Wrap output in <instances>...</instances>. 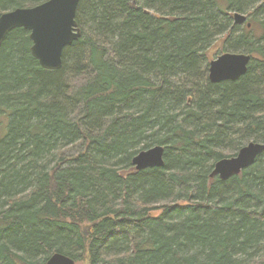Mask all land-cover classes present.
<instances>
[{
	"label": "trees",
	"instance_id": "1",
	"mask_svg": "<svg viewBox=\"0 0 264 264\" xmlns=\"http://www.w3.org/2000/svg\"><path fill=\"white\" fill-rule=\"evenodd\" d=\"M248 10L262 33L246 24L230 45L244 74L211 82V47ZM75 19L59 69L22 27L0 44V264H264V150L210 176L264 144V0H79ZM154 145L163 164L136 169Z\"/></svg>",
	"mask_w": 264,
	"mask_h": 264
},
{
	"label": "water",
	"instance_id": "2",
	"mask_svg": "<svg viewBox=\"0 0 264 264\" xmlns=\"http://www.w3.org/2000/svg\"><path fill=\"white\" fill-rule=\"evenodd\" d=\"M79 0H44L32 6L15 7L0 14V44L13 28L29 31L30 54L39 65L48 70L59 69L63 49L80 37V27L75 15ZM234 21L246 19L244 13L234 12ZM249 26V24H248ZM250 56L246 53H221L209 62L207 77L211 82L234 80L244 74ZM264 150V144L255 141L245 143L234 156L217 160L210 176L217 174L226 179L253 163ZM136 169L163 164V147L154 145L139 151L132 158ZM45 264H78L69 256L54 252Z\"/></svg>",
	"mask_w": 264,
	"mask_h": 264
},
{
	"label": "rangeland",
	"instance_id": "3",
	"mask_svg": "<svg viewBox=\"0 0 264 264\" xmlns=\"http://www.w3.org/2000/svg\"><path fill=\"white\" fill-rule=\"evenodd\" d=\"M221 5H223V3L221 2ZM31 6V5H30ZM249 12H245L244 15L246 16V20L245 22L239 24V23H236L234 21V19H231L232 22H231V28L233 31V33L230 35V36H234L233 38H230L228 40H223V38L221 37H218L216 40L217 42L211 47L210 49V52H209V60L205 61V64H207V69H208V66H209V62L213 59H215L216 57H218L221 53H226V52H233V53H246V51L244 50H233V49H230V45L233 44V40H235V36H237L239 34V32L242 30V27L246 25L247 22L251 23L252 24V28L250 30H247V32H251L252 35H260V33H262L261 29L259 28L260 26L254 22L253 20V16H251L250 12L251 10H248ZM233 12L230 11V15L232 16L233 18ZM258 13L256 14L255 13V16H257ZM229 36V37H230ZM219 51V53H218ZM207 73V71H206ZM70 112V111H69ZM78 111H74L73 113H71V116L72 117H75L77 115ZM247 143V142H246ZM81 148V141H78L75 145H68V149H63V152L65 154H72L75 153L77 150H79ZM230 150V149H229ZM228 149H223V152L224 154H227V152H229ZM182 204H185L184 202H182ZM157 212H154V214H156ZM80 264H89L87 261H85V263H80Z\"/></svg>",
	"mask_w": 264,
	"mask_h": 264
},
{
	"label": "flooded vegetation",
	"instance_id": "4",
	"mask_svg": "<svg viewBox=\"0 0 264 264\" xmlns=\"http://www.w3.org/2000/svg\"><path fill=\"white\" fill-rule=\"evenodd\" d=\"M233 19H234V18H233ZM245 20H246V19H245ZM245 20H244L243 22H245ZM243 22H241V23H243ZM241 23H239V24H241ZM246 24H247V26H248V24L250 25V23H249V22H247Z\"/></svg>",
	"mask_w": 264,
	"mask_h": 264
}]
</instances>
